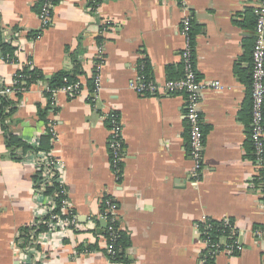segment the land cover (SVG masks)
<instances>
[{"label": "crops", "instance_id": "0c3cea01", "mask_svg": "<svg viewBox=\"0 0 264 264\" xmlns=\"http://www.w3.org/2000/svg\"><path fill=\"white\" fill-rule=\"evenodd\" d=\"M40 1L0 0L2 41L15 48V59L0 57V82L11 84L30 65L45 75L21 97L0 95V264H23L21 230L35 219V152L9 145V135L38 147L50 125L51 155L62 166L79 226L57 242L40 235L41 243L30 246L43 257L32 264H201L209 221L229 222L234 232L220 235L222 250L208 264H264V237L256 236L264 230V190L247 153L254 9L261 0H58L46 28ZM184 6L193 22L199 77L223 87L202 93L205 147L196 174L186 95L142 96L130 87L145 62L159 86L183 76ZM32 32L38 33L29 37ZM99 48L106 64L95 95L90 85ZM76 65L83 94L60 90L52 96L48 80ZM4 100L11 105L3 106ZM39 108L48 111L49 125ZM113 113L123 125L120 179L108 148L107 117ZM108 197L118 204L119 227L130 237L128 263L107 254L102 214ZM229 244L239 249L226 251ZM20 246L28 248V239Z\"/></svg>", "mask_w": 264, "mask_h": 264}, {"label": "built area", "instance_id": "2783aa9c", "mask_svg": "<svg viewBox=\"0 0 264 264\" xmlns=\"http://www.w3.org/2000/svg\"><path fill=\"white\" fill-rule=\"evenodd\" d=\"M55 4L54 0H45L43 10L40 14V19L43 28L50 25ZM185 12L181 24V34L185 38V47L182 51L183 76L180 79L168 80L163 86L157 85L145 74L144 63L138 66V76L136 80L131 82V89L135 90L142 96H157L160 91L167 93L183 92L186 94V120L189 126L190 135V157L194 166L193 173L200 168L203 160V150L205 147V133L203 131V121L200 111V102L202 93L207 89L221 90L222 84L218 81L205 82L199 77L196 61H195V45L192 37L193 22L187 7H183ZM254 13L256 16V28L254 30V47L252 53V71H251V99H252V122L250 138L254 146L256 160L253 161L257 170H264V0L255 7ZM106 64L105 51L99 48L97 58L94 65V88L92 93L98 95L101 91V72ZM31 66V65H30ZM22 76L17 74L11 84L0 82V95L4 97L17 96L23 89L18 87ZM67 92L72 97L83 94L84 87L82 81L67 85L59 90L50 91L52 96L58 91ZM109 123V139L108 148L111 167L117 179L121 178V165L123 162L124 140H123V125L120 115L113 113L107 117ZM49 126V132L52 135V143L55 141V135ZM32 162L36 165L37 172L43 171V177L33 183L35 194V219L27 227L28 232V248L22 247L23 241L21 237L17 249L20 251L23 264H32L38 262L40 257H43L35 247L41 243L39 238L42 234L52 235L55 240L60 241L61 237L72 233L77 224V215L71 206L67 197L66 189L63 183L62 166L52 157L51 151L47 153H36L31 157ZM58 185L60 190L48 194V188ZM58 201L60 205L58 206ZM107 207L103 211V216L108 221V217L112 221L118 218V206L113 199L105 200ZM58 209V212L56 210ZM110 220V221H111ZM225 227L234 232L229 222H226ZM46 228L44 232H40L41 227ZM112 229V227H109ZM213 229L212 224H206L205 233L203 230L204 251L201 264H208L209 259L217 255L222 246L214 241L209 234ZM256 236L264 237V230H257ZM117 234L112 232L109 234L107 254L114 256V243L117 239ZM53 242V241H52ZM52 242H45L52 246ZM45 245V244H44ZM239 247L235 245L226 246V251L232 252L233 249ZM40 254V255H38Z\"/></svg>", "mask_w": 264, "mask_h": 264}, {"label": "trees", "instance_id": "16d2710c", "mask_svg": "<svg viewBox=\"0 0 264 264\" xmlns=\"http://www.w3.org/2000/svg\"><path fill=\"white\" fill-rule=\"evenodd\" d=\"M45 0H41L40 1V6L43 7ZM58 0H54V4L57 5ZM41 14V13H40ZM38 32H32L29 34V37H34L35 34H37ZM2 31L0 28V57H2L3 59H7V60H11V59H15V48L13 46H11L10 44H7L5 42L2 41ZM145 65V74L147 75V78L150 80V74H149V69H148V65L147 62L144 63ZM19 74L22 76L21 80H20V84L18 85V87H20L21 89H23V91L21 93H18L17 96L21 97L26 91H28L30 89V87L36 83H39L43 80H45V75L43 74L42 71H40L39 69L32 67V66H28L23 68L22 71L19 72ZM81 71H80V66L76 65L74 67V69L71 70H62L59 71L57 73H55L52 78L50 80H48L49 83V89L50 91H54V90H59L67 85L76 83L78 81V76L81 75ZM181 78V77H180ZM179 78V79H180ZM152 80V79H151ZM94 85L93 83L90 85V90L93 91ZM176 93H183V92H176ZM186 95V94H185ZM49 96H51V94L49 93ZM11 105L10 101L4 100L3 102V106H8ZM48 115V111L39 108V118L41 120H43L47 125H49V120L47 118ZM4 113L3 111H0V120H4ZM6 130V127H5ZM251 134V125H250V132ZM51 134L50 132L47 133L46 136L43 137V139L41 140V142L39 143L38 147H31L26 145L25 143H23L21 140H19L17 137H15L14 135L10 134L9 135V145H12L16 148L18 147H22L25 151H29L32 150L36 153H47L52 149V145L50 143L51 140ZM249 148H248V155L250 156V158L252 159V161L256 160V156H255V152H254V146L253 143L251 141V138L249 137ZM43 177V171L39 170L35 176V180L34 182L41 180ZM260 183H262L263 186V190H264V170H261V178H260ZM60 190V188L58 187V185H55L53 187L48 188V194L53 193L54 191H58ZM110 199L109 197L105 200ZM105 201H103V211L107 208L105 206ZM58 206L60 205V201H58ZM115 204H117L115 202ZM118 206V204H117ZM56 212H58V209L56 210ZM111 218L108 217V226L107 229H105L104 231V235L105 237L108 239L109 238V234L112 232H115L117 234V239L114 243V251H115V255L114 256H110L112 261L115 262H125L128 263L129 259L126 256V250L130 247L131 245V241H130V237L129 235L122 231L119 227V222H118V218L115 221H110ZM207 224H212L213 229L209 231V234L211 235L212 239L214 241H216L220 235L222 234H229V228L225 227L224 224L219 223V222H215V221H209V223ZM109 227H112V229H109ZM42 230H46L44 229V226L40 228V231ZM28 232V228L25 227L21 230V240L23 241V245L25 246V239L26 238V234ZM204 233H205V229H204Z\"/></svg>", "mask_w": 264, "mask_h": 264}]
</instances>
